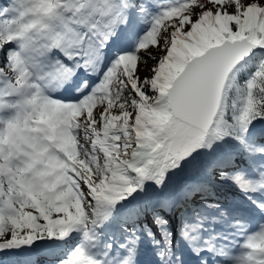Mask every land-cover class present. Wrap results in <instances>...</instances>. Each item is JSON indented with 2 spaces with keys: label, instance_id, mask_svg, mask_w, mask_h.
Returning <instances> with one entry per match:
<instances>
[{
  "label": "snow or ice",
  "instance_id": "1",
  "mask_svg": "<svg viewBox=\"0 0 264 264\" xmlns=\"http://www.w3.org/2000/svg\"><path fill=\"white\" fill-rule=\"evenodd\" d=\"M3 255L264 264V0H0Z\"/></svg>",
  "mask_w": 264,
  "mask_h": 264
},
{
  "label": "bare ground",
  "instance_id": "2",
  "mask_svg": "<svg viewBox=\"0 0 264 264\" xmlns=\"http://www.w3.org/2000/svg\"><path fill=\"white\" fill-rule=\"evenodd\" d=\"M36 255L39 256L38 251L36 252ZM0 259L6 260V261H11L13 259H15V257L9 255V256H0ZM40 259V264H44V258L43 257H39Z\"/></svg>",
  "mask_w": 264,
  "mask_h": 264
},
{
  "label": "trees",
  "instance_id": "3",
  "mask_svg": "<svg viewBox=\"0 0 264 264\" xmlns=\"http://www.w3.org/2000/svg\"><path fill=\"white\" fill-rule=\"evenodd\" d=\"M141 55H144V53H141ZM154 62L153 61H151V60H149L148 61V65H152ZM142 65H143V63H142ZM144 66V65H143Z\"/></svg>",
  "mask_w": 264,
  "mask_h": 264
},
{
  "label": "rangeland",
  "instance_id": "4",
  "mask_svg": "<svg viewBox=\"0 0 264 264\" xmlns=\"http://www.w3.org/2000/svg\"><path fill=\"white\" fill-rule=\"evenodd\" d=\"M141 67H144L143 65H141ZM145 71H147V69H145ZM144 73L142 72L141 75H143Z\"/></svg>",
  "mask_w": 264,
  "mask_h": 264
}]
</instances>
